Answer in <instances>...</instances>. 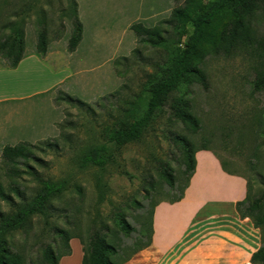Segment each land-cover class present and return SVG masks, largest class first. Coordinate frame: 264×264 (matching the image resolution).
I'll use <instances>...</instances> for the list:
<instances>
[{"label": "rangeland", "instance_id": "obj_1", "mask_svg": "<svg viewBox=\"0 0 264 264\" xmlns=\"http://www.w3.org/2000/svg\"><path fill=\"white\" fill-rule=\"evenodd\" d=\"M9 1L10 15L25 19V56L33 67L22 68L13 86L0 90V98H22L0 105V187L15 201L13 189L28 199L39 179L65 180L78 189L52 202L51 218L35 217L27 229L7 238L6 251L19 255L23 264H46L43 253L48 247L54 256L64 252L65 240L57 236V229L80 235L85 244L99 224L117 233L125 251L116 263L142 246L146 238L136 241L137 232L144 229L139 219H147L154 202L177 194L168 192V179L160 171L177 187L184 182L188 159L179 141L191 143L190 151L208 141L215 156L249 183L251 202L264 192V93L252 90L259 69L249 50L227 56L208 54L190 65L203 69L207 77V89L192 77L187 80L196 128L163 114L139 140L115 150L113 164L103 170L83 169L82 156L104 143V128L129 125L134 116L121 110L161 77L164 48L140 43L132 27L168 29L166 23L179 4L174 0H74L82 39L70 52L72 27L66 16L70 0ZM38 19L45 20L52 55L44 64L35 54ZM256 36L264 37V15ZM177 42L176 37L170 48ZM56 58L64 69L56 71ZM66 96L86 106L69 105L63 100ZM20 143L35 147L34 159L20 163L14 172L1 154L5 146ZM156 186L161 188L154 191ZM261 208L264 212V198ZM0 213H11V207L1 200ZM118 221L130 229L128 235L121 232ZM259 233L264 240V227ZM106 241L110 243L111 237L106 236Z\"/></svg>", "mask_w": 264, "mask_h": 264}, {"label": "trees", "instance_id": "obj_2", "mask_svg": "<svg viewBox=\"0 0 264 264\" xmlns=\"http://www.w3.org/2000/svg\"><path fill=\"white\" fill-rule=\"evenodd\" d=\"M174 1L179 5L173 9L166 23L168 29H161L160 27L146 29L141 25L132 27L140 43L151 45L152 48H164L165 62L160 70L161 77L148 85L145 94L143 90L132 102L127 103V109L121 110L125 114L134 116L129 125L119 123L104 128L102 132L104 143L94 146L82 156L80 168L103 170L108 165L113 164L115 162V150L139 140L154 120L163 114L167 115L168 119L196 128L197 119L193 115V108L189 102L190 93L186 85L188 84V78L192 77L198 85L207 89V77L204 70L196 66L193 69L190 68L192 63L201 62L202 57L205 55L222 52L227 56L241 51L248 52L249 50L259 69L256 72L252 90L254 93H264V37L259 38L256 36L259 18L264 15V0ZM10 5L9 0H1L0 2V62H4L6 68L14 70L25 57V19L20 18L15 13L10 15ZM6 12L9 14H5ZM66 16L72 27L68 49L73 52L82 39V25L77 18L74 0H70ZM37 27L35 54L43 59L48 52L50 43L45 20L38 19ZM188 27L191 28L190 34L187 32ZM176 37L178 39L177 46L171 49L170 43ZM183 37H186L185 42L180 45ZM63 100L69 105L86 106L81 101L69 96H66ZM179 142L188 159L186 168L182 173L185 177L182 186L177 187L176 183L169 180L164 171H160V174L168 179L166 186L168 192L176 191L177 193L169 200H161L170 204L179 202L183 198L194 174L195 153L201 150H210L207 146L208 141H203L204 143L199 148L191 151L189 150V144L191 143ZM34 148L28 143L5 146L1 154L2 160L12 167V171L17 172L15 169L17 165L34 159L32 153ZM215 157L217 158V156ZM218 161L223 172L238 176L229 170L228 163L221 162L219 159ZM246 186V198L236 205V211L240 218H248L254 228L261 231L264 227V212L261 208L264 192L251 202L250 188L247 181ZM156 188L154 187L153 190H158L161 187L156 186ZM70 189L78 193L77 187H71L65 180L52 182L49 179H39L38 188L34 195L28 199L18 190L13 189L18 199L15 201L9 195H6L0 187V200L11 207L10 214L0 213V264H23L19 255L6 251L7 238L16 230L27 229L31 220L35 217H41L45 220L51 218L54 210L52 202L60 199ZM158 202L152 204L147 219H139L140 228L144 229L137 232L139 238L136 241L146 238L144 244L136 247L128 256L122 257L119 263H116L115 259L122 256L125 246L118 243L117 233L111 234L99 224V227L90 232L87 244L84 243L80 235L71 236L64 230L57 229V236H62L65 240L64 252L54 256L52 249L50 247L46 248L43 253L46 264H59L62 257L69 256L68 242L71 239L80 241L83 252L81 264H124L135 253L150 245L152 214ZM60 217L62 218L61 215ZM115 217L119 218L118 213L115 214ZM64 218L67 219L66 216ZM118 222L121 232L128 235L130 229L123 222ZM102 231L104 234L101 233ZM106 236L111 237L110 243H107ZM260 240L261 243L264 242L262 235ZM250 263L264 264L263 245L252 254Z\"/></svg>", "mask_w": 264, "mask_h": 264}, {"label": "crops", "instance_id": "obj_3", "mask_svg": "<svg viewBox=\"0 0 264 264\" xmlns=\"http://www.w3.org/2000/svg\"><path fill=\"white\" fill-rule=\"evenodd\" d=\"M50 59L48 48L39 63ZM29 60L25 56L14 70H6L0 62V90L12 87L22 68L33 67ZM54 60L56 71L64 69L60 59ZM1 96L0 105L22 100L20 96ZM194 158V174L183 198L173 204L158 202L152 214L150 245L124 264H251V256L261 248V240L259 230L236 211V205L246 198L245 179L223 172L212 150L198 151ZM68 246L70 255L62 257L59 264H81L80 241L71 239Z\"/></svg>", "mask_w": 264, "mask_h": 264}]
</instances>
